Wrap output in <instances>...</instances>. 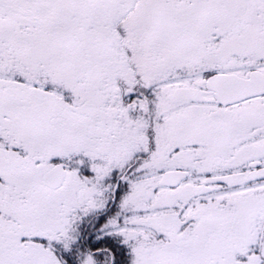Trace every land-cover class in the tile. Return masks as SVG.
I'll use <instances>...</instances> for the list:
<instances>
[{
	"label": "snow or ice",
	"instance_id": "snow-or-ice-1",
	"mask_svg": "<svg viewBox=\"0 0 264 264\" xmlns=\"http://www.w3.org/2000/svg\"><path fill=\"white\" fill-rule=\"evenodd\" d=\"M0 264H264V0H0Z\"/></svg>",
	"mask_w": 264,
	"mask_h": 264
}]
</instances>
